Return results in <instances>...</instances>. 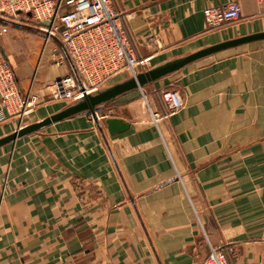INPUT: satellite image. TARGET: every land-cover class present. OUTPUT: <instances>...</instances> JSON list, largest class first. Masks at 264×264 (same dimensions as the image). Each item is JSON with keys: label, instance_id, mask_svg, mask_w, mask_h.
I'll list each match as a JSON object with an SVG mask.
<instances>
[{"label": "crops", "instance_id": "obj_1", "mask_svg": "<svg viewBox=\"0 0 264 264\" xmlns=\"http://www.w3.org/2000/svg\"><path fill=\"white\" fill-rule=\"evenodd\" d=\"M229 1L239 17L207 24L203 11ZM112 3L149 68L264 31V0ZM0 23L19 93L45 97L27 124L40 121L64 107L47 95L73 67L59 43L63 63L51 58L31 24ZM173 87L184 106L154 126L146 102L163 111L159 94ZM108 117L128 129L109 134ZM97 122L77 114L0 146V264H199L203 231L231 264H264V39L125 93ZM16 125L5 121L0 137Z\"/></svg>", "mask_w": 264, "mask_h": 264}, {"label": "built area", "instance_id": "obj_2", "mask_svg": "<svg viewBox=\"0 0 264 264\" xmlns=\"http://www.w3.org/2000/svg\"><path fill=\"white\" fill-rule=\"evenodd\" d=\"M64 5L69 8L64 10ZM239 12L238 4L229 1L222 7L205 9L203 14L207 24L217 27L236 20ZM0 20L27 22L43 40L44 47L59 43L65 48L74 71L55 80L47 95L49 101L71 104L85 94L108 86L114 77L128 78L149 69V58L137 57L122 15L114 8L112 0H0ZM6 30L7 27L0 23V36ZM52 56L55 62L63 63L55 49ZM159 95L163 111L153 109L146 102L154 126L184 106L175 87L163 90ZM44 98L19 93L14 70L0 49V124L15 119L16 129L20 128L23 120L45 101ZM203 235L207 253L199 264H229L231 251L227 245L213 244L204 231Z\"/></svg>", "mask_w": 264, "mask_h": 264}, {"label": "water", "instance_id": "obj_3", "mask_svg": "<svg viewBox=\"0 0 264 264\" xmlns=\"http://www.w3.org/2000/svg\"><path fill=\"white\" fill-rule=\"evenodd\" d=\"M45 24H48V22H45ZM262 39H264V31L221 41L216 44L201 48L185 56L174 58L157 66L149 68L145 71L139 72L136 76L125 78L121 81L97 90L96 92L85 94L79 100L64 106L63 108L57 110L49 116H46L42 120L23 125L13 132L0 137V146L5 145L9 142H13L17 138L32 133L51 123L61 121L77 114L86 113L97 122L96 111L99 106L111 102L125 93L140 89L161 77L179 70L180 68L197 59L228 48ZM104 123L109 134L111 135L124 132L129 127L128 122L117 117H108L104 120Z\"/></svg>", "mask_w": 264, "mask_h": 264}, {"label": "rangeland", "instance_id": "obj_4", "mask_svg": "<svg viewBox=\"0 0 264 264\" xmlns=\"http://www.w3.org/2000/svg\"><path fill=\"white\" fill-rule=\"evenodd\" d=\"M38 35V34H37ZM39 36V35H38ZM48 47L51 49V58H54L53 56H52V53H53V49H54V47H53V44H49L48 45ZM123 78H126V77H124V76H122ZM114 78H116V77H114ZM111 79L110 80V82H109V84L108 85H111L113 82H114V80L115 79ZM118 81V80H117ZM54 83V82H53ZM49 97V96H48ZM60 103H61V105H60V107L61 106H66V105H68V104H70V102H68V101H59ZM30 117V114H29V116L27 117V118H25L24 120H23V125L25 124H27V122L29 121V118ZM13 121H15L16 122V120L15 119H13ZM3 124V123H2ZM1 125V124H0ZM17 125H18V123H17ZM17 125L15 126L16 128H17ZM16 128H15V130H16ZM229 257V256H228ZM232 258H229V262H230V264H231V260Z\"/></svg>", "mask_w": 264, "mask_h": 264}]
</instances>
